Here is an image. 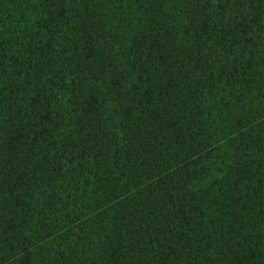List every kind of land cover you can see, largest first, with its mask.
<instances>
[{
	"label": "trees",
	"instance_id": "obj_1",
	"mask_svg": "<svg viewBox=\"0 0 264 264\" xmlns=\"http://www.w3.org/2000/svg\"><path fill=\"white\" fill-rule=\"evenodd\" d=\"M0 0V264H264V0Z\"/></svg>",
	"mask_w": 264,
	"mask_h": 264
},
{
	"label": "rangeland",
	"instance_id": "obj_2",
	"mask_svg": "<svg viewBox=\"0 0 264 264\" xmlns=\"http://www.w3.org/2000/svg\"><path fill=\"white\" fill-rule=\"evenodd\" d=\"M113 1L118 4V1L117 0H113ZM120 3L124 5L125 4V1L122 0Z\"/></svg>",
	"mask_w": 264,
	"mask_h": 264
}]
</instances>
